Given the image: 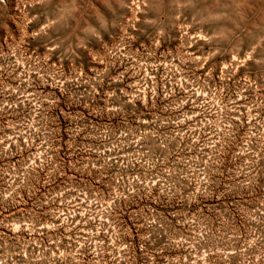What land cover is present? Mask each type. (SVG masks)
I'll return each mask as SVG.
<instances>
[{
	"label": "rangeland",
	"instance_id": "rangeland-1",
	"mask_svg": "<svg viewBox=\"0 0 264 264\" xmlns=\"http://www.w3.org/2000/svg\"><path fill=\"white\" fill-rule=\"evenodd\" d=\"M0 264H264V0H0Z\"/></svg>",
	"mask_w": 264,
	"mask_h": 264
}]
</instances>
